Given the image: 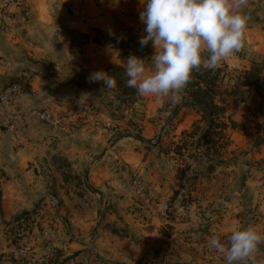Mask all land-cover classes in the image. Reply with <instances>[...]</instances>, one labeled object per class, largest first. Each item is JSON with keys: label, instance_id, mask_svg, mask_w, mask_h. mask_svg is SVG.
<instances>
[{"label": "crops", "instance_id": "0c3cea01", "mask_svg": "<svg viewBox=\"0 0 264 264\" xmlns=\"http://www.w3.org/2000/svg\"><path fill=\"white\" fill-rule=\"evenodd\" d=\"M259 1L261 19L249 22L244 51L225 61L231 67L247 69L255 54L264 56V0ZM143 7L142 0H24L13 8L23 18L10 25L0 18V89L28 75L30 85L17 98L23 108L59 110L74 99L94 108L91 120L72 129L30 120L20 139L0 125V264H51L56 254L66 257L65 264H202L212 235L223 239L233 226L249 224L264 231V96L259 89L244 85L242 100L229 98L222 118L241 126L225 128L218 154H206L198 139L209 123L191 105H182L171 123L169 112L159 110L163 99L141 97L117 117L110 106L114 94L103 81L89 82V76L124 64L127 57L119 48L91 40L84 54L71 52L66 28L137 33L140 39L146 27L139 18ZM149 47L153 53L151 41ZM142 106L139 137L128 118L132 113L139 118ZM196 123L200 128L189 136L191 154H181L176 146ZM115 129L131 132L112 141ZM187 161L197 176L174 197ZM134 174L145 178L164 211H145L132 185ZM40 203L46 207L38 217L42 230L36 223L19 233L20 240L34 242L30 254L22 255L13 241L14 218ZM261 261L264 244L256 256L257 264Z\"/></svg>", "mask_w": 264, "mask_h": 264}, {"label": "clouds", "instance_id": "9594fccd", "mask_svg": "<svg viewBox=\"0 0 264 264\" xmlns=\"http://www.w3.org/2000/svg\"><path fill=\"white\" fill-rule=\"evenodd\" d=\"M139 18L146 25L140 48H153L151 57L130 54L124 64L126 87L141 97L182 101L193 73L216 70L243 48L244 33L251 17L249 0H142ZM103 81L114 89L116 79L104 71L90 74L89 82ZM264 244V231L254 225L233 226L225 238L212 235L209 249L224 264H257ZM264 264V261H261Z\"/></svg>", "mask_w": 264, "mask_h": 264}, {"label": "trees", "instance_id": "16d2710c", "mask_svg": "<svg viewBox=\"0 0 264 264\" xmlns=\"http://www.w3.org/2000/svg\"><path fill=\"white\" fill-rule=\"evenodd\" d=\"M67 36L74 41L72 38V33H75L73 29H67ZM97 36L93 39L99 43H110L113 46L120 49V56L128 57L130 54H135L140 57L148 58L151 57L152 50L149 45L145 46L143 49L140 48L139 39L135 37H128L126 40L116 37L113 33L105 32L101 29L95 28ZM80 35V34H79ZM83 38H89V33H82ZM126 47L124 50L123 48ZM263 70L264 66L259 61H253L252 66L247 69L242 75L244 85H256L258 89L264 90L263 83ZM107 73L113 76L117 81V86L114 89H111L114 93V97L119 102L110 103L114 112L120 110L124 104L129 105V107H134L135 104L141 99L136 93V90L133 88L126 87L125 82L127 77L124 75V69L122 63H113L108 66ZM224 79V68L220 65L216 70H203L200 72L193 73L192 82L188 85L187 89L183 93L182 101L178 104L173 105L169 109V118H174L182 105H191L195 107L198 111L202 113V116L209 123L207 127L199 136V143L205 145L206 154H218V141L222 138L226 139L227 135L224 132V129L229 126L228 121L232 123L234 127V120L230 117L224 119V114L227 110L223 102V98H219L221 93V83ZM220 99V100H219ZM131 123H135L133 119L130 120ZM200 128V124L196 123L194 129L189 132L190 134L196 133ZM130 130L115 129L113 130L110 139L115 141L116 139L129 134ZM139 137H142L140 133H136ZM262 137L259 139L261 140ZM227 141L225 140V144ZM181 145V146H180ZM183 144H177L176 147L181 149ZM222 145V144H220ZM213 147V150H212ZM197 176L196 172L191 171L190 163L186 164L180 168V181L179 188L174 192V197H176L180 188L186 187L188 185V180L195 178ZM190 183V182H189ZM189 197H184V201H188ZM41 203L38 204L33 209H24L18 212L14 218L15 221V235L13 236V241L15 244L18 243V240L21 236L22 231L26 230L35 214L38 213ZM56 256L52 258L51 264H65L66 257L59 259Z\"/></svg>", "mask_w": 264, "mask_h": 264}, {"label": "built area", "instance_id": "2783aa9c", "mask_svg": "<svg viewBox=\"0 0 264 264\" xmlns=\"http://www.w3.org/2000/svg\"><path fill=\"white\" fill-rule=\"evenodd\" d=\"M24 0H0V18L6 25L13 23L15 19L23 18L14 13L13 8L21 7ZM30 85V78L24 75L15 81L8 82L0 89V125L7 129L16 139L23 136L24 129L30 120L43 122L51 127L72 129L91 120L94 108L91 103L74 99L57 110L50 106L35 105L23 108L18 104V95ZM2 165L0 164V172ZM132 185L141 206L146 212L159 214L166 206L160 204L150 194L148 184L141 174L132 176ZM53 203L57 204V198L52 196ZM22 255H29L33 249L32 239H27L17 247ZM215 251L206 249L202 258V264H218Z\"/></svg>", "mask_w": 264, "mask_h": 264}, {"label": "rangeland", "instance_id": "374dc122", "mask_svg": "<svg viewBox=\"0 0 264 264\" xmlns=\"http://www.w3.org/2000/svg\"><path fill=\"white\" fill-rule=\"evenodd\" d=\"M262 10H263L262 3L259 0H249V4H248V7H247L246 11H247L248 15L251 17L250 22L257 23L258 20L261 19L260 18V14H258V13H262L263 12ZM67 29H69V28L65 29V33L64 34H65V36L67 37V39H68V41L70 43V50H71V52L74 55H81V54H84L85 52H87L86 51L87 43H89L91 40H93L97 36V33H96V31H94V29L91 32H82V31H78V30H74L73 29L75 31V33H72L71 37L74 38V41H72L67 36V31H66ZM130 30L131 31L132 30L135 31L133 28H130ZM82 33H89L90 37L89 38H83L82 35H81ZM134 33H136V32H134ZM134 36L136 38H138V36H140V35L136 33V34H134ZM116 37L126 40L128 37H133V36H131L128 33L124 34V32H122L121 35L117 34ZM123 49L125 50L126 47H124ZM242 51H244V47L242 48V50L239 53H242ZM253 61H259L264 66V56L258 57V54H255ZM221 65L224 68V79H223V81L221 83L222 84L221 85V89H220L221 93H220L219 98H221V97L223 98L224 104H225L226 108H228V106H230V102H231V100L229 99L230 97H235L238 100H242L244 98V95L240 94V92H239L240 88H244L245 87L244 84L242 83V81H243L242 75L244 74V72L247 69H249L252 66V63L250 64L249 68H247V69L246 68L242 69V68H239V67L238 68L231 67L226 62H223ZM263 74H264V70H263ZM263 83H264V75H263ZM254 87H256L258 89V87L256 85H254ZM106 89H108V88H106ZM110 91L113 93V91L111 89H110ZM259 92L261 93V95L264 96V90H260L259 89ZM116 102H119V101L116 100ZM138 105L140 106V104H138ZM173 105H175V104L170 103L168 98H163V101H162V104H161L159 110L160 111H164V112H169V109L171 107H173ZM126 108H130V107H129V105L124 104L120 110L116 111L115 114L117 115V117H119V118L124 117L126 115V112H124V110ZM130 109H129V111H131ZM145 113H146V108L142 106V108L140 109V114L138 115L139 118H137L135 115L133 116V113L128 118L129 124L131 123V121H130L131 119H135L136 120V121H134L135 123H131L130 124V128L135 133L142 132L143 126L142 127L139 126V123H143V120H141V118L144 116ZM127 114L129 116V113H127ZM225 118H227L226 115H225ZM172 120L173 119L170 120L171 123H173V121H174V120L173 121ZM234 123H235L234 127L241 126V124L239 122H237L236 120H234ZM228 124H229L230 127H232L231 126L232 125L231 122L228 121ZM183 136H184V138L187 139V140L185 139L183 141V145H182L186 149L185 150H182V149L180 150L179 147H176V148L178 149V151L182 152L181 154H191V152L189 150L190 145H191L190 137H189L190 133L186 132V134L183 135ZM159 140H160V138H159ZM172 142L173 141H171V143ZM185 158H187V157H185ZM188 161L187 162H183L184 163L183 166H186V164L189 163ZM187 182H190V181L188 180ZM44 208H46V207L45 206H41L40 207L38 213L35 214L30 226L37 223L38 227H39V230H42V225L40 224L39 218H41L43 216V214L46 212V210H43ZM25 240H27V239H25ZM25 240H20L19 239L18 243L16 244V246L19 247L23 242H25ZM32 242H33V240H32ZM33 247H34V242H33ZM49 263H51V262H49Z\"/></svg>", "mask_w": 264, "mask_h": 264}, {"label": "water", "instance_id": "95a60500", "mask_svg": "<svg viewBox=\"0 0 264 264\" xmlns=\"http://www.w3.org/2000/svg\"><path fill=\"white\" fill-rule=\"evenodd\" d=\"M1 128L7 129V126L3 125V126H1Z\"/></svg>", "mask_w": 264, "mask_h": 264}]
</instances>
